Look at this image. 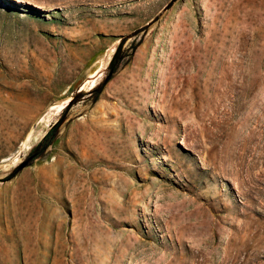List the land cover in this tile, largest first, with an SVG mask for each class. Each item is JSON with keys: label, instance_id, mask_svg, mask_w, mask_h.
<instances>
[{"label": "rangeland", "instance_id": "374dc122", "mask_svg": "<svg viewBox=\"0 0 264 264\" xmlns=\"http://www.w3.org/2000/svg\"><path fill=\"white\" fill-rule=\"evenodd\" d=\"M0 264H264V0H0Z\"/></svg>", "mask_w": 264, "mask_h": 264}, {"label": "trees", "instance_id": "16d2710c", "mask_svg": "<svg viewBox=\"0 0 264 264\" xmlns=\"http://www.w3.org/2000/svg\"><path fill=\"white\" fill-rule=\"evenodd\" d=\"M121 45H122V42L118 44L115 52L113 53L112 57L110 58L108 62L107 73L105 75V79L102 82V84H104L112 76V74L115 73L117 69L119 68L121 60L123 58V56L119 54ZM97 95L98 93H95V98L97 97ZM72 103L73 102L71 101V102H67L64 105V107L62 108L61 116L58 119V121L54 125H52L50 128H48L45 134L29 149L23 161L20 164H18L13 169V171L4 178V180L9 179L13 177L14 175H16L20 171V169H22L23 167L27 165L32 164L35 159H37L44 153L47 147L54 141L59 122L62 119L65 112L68 110V108L72 105Z\"/></svg>", "mask_w": 264, "mask_h": 264}, {"label": "bare ground", "instance_id": "6f19581e", "mask_svg": "<svg viewBox=\"0 0 264 264\" xmlns=\"http://www.w3.org/2000/svg\"><path fill=\"white\" fill-rule=\"evenodd\" d=\"M192 211V210H191ZM194 217V216H193Z\"/></svg>", "mask_w": 264, "mask_h": 264}, {"label": "water", "instance_id": "95a60500", "mask_svg": "<svg viewBox=\"0 0 264 264\" xmlns=\"http://www.w3.org/2000/svg\"><path fill=\"white\" fill-rule=\"evenodd\" d=\"M44 134H45V133H44ZM44 134H43V135H44Z\"/></svg>", "mask_w": 264, "mask_h": 264}]
</instances>
